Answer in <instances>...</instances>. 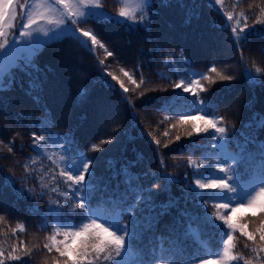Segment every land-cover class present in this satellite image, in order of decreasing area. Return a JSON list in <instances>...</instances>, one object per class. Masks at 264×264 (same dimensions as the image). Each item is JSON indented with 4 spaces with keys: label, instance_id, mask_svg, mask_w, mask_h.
I'll use <instances>...</instances> for the list:
<instances>
[{
    "label": "snow or ice",
    "instance_id": "obj_1",
    "mask_svg": "<svg viewBox=\"0 0 264 264\" xmlns=\"http://www.w3.org/2000/svg\"><path fill=\"white\" fill-rule=\"evenodd\" d=\"M116 2L119 7L112 16L103 10V0H0V93L11 91L18 83L24 89L26 82V94L39 103L46 76L37 58L44 47L63 38L73 39L94 55L98 49H102L105 59L116 55L94 29L81 27L82 24L87 25L92 21L99 25L104 21L114 20L127 24L130 29L133 26L150 28L155 19L153 0ZM240 2L241 0H236L233 10H227L225 0H209V3L220 6L219 10L223 11L230 24L235 44L242 49L247 46L249 36L255 31L254 25L264 26V18L256 16L254 25L250 27L248 15L244 11H235ZM167 3L168 0H162V6ZM260 3L264 4V0H260ZM260 12L264 14V7H261ZM179 55L183 57L184 54L181 52ZM105 59L97 56L101 66L105 65ZM243 61L241 50V62ZM163 63L175 62L169 57ZM253 67L254 72L250 68H244L245 76L252 85L264 87V79H260L264 76V69L255 67L254 64ZM120 72L136 86L133 91L140 89V97L148 92L168 91L167 87L146 86L149 82L142 73L137 81L123 67ZM17 73L23 74L26 80L21 81ZM106 75L116 81L124 93L129 92L125 81L118 75L111 71H106ZM191 77H181L169 85L174 95L164 102L162 111L173 115H165L161 123L174 120L171 127L184 129L186 137L210 133V140L215 141L210 147L215 151L205 150L200 159H188L187 165L193 169L194 179L184 181L179 197L171 192V184L175 180L171 174L151 173L153 177L165 180V183H153L151 188H146L141 176L134 174L130 166L121 167L117 173L123 178V190L119 184L115 187L102 185L95 176L93 160L73 150L71 137L59 134L37 135L35 132L31 134L37 155L29 157V162L23 165L24 171L29 175L33 172L42 173L35 177L39 180L41 189L48 188L50 192L59 193L66 202H71L49 201L50 205H56L55 208L50 207L48 213L54 215L55 224L52 225V233L46 237L48 243L43 247L49 253L55 249L59 257L63 258H54L55 264H239L240 261L243 264H264V256H260V253H264V141L258 139L259 132L264 130V114H257L245 125V128L255 129L252 134L242 131L240 136L243 139H237L235 135L229 134V126L224 123L225 117L215 114L213 101L201 96V93L209 91L204 82L212 85L217 80L232 81L235 76L225 74L213 65L207 73L191 72ZM104 83L114 87L108 80ZM177 89L182 91L176 92ZM86 93V88L78 91L81 97ZM183 93H188L194 99L190 100ZM125 99L129 104L132 103L130 98ZM40 126L48 130L47 117ZM163 135L168 137L170 134L165 131ZM148 136L157 147L161 145V139L151 131ZM180 139V134H177L175 140ZM111 142V138L102 140L99 144H92L90 150L101 151V145ZM49 144L59 151L49 153ZM233 144L236 147L234 152L229 150ZM6 147L8 152L13 151L12 142ZM164 147H168V144L165 143ZM73 155L75 159L72 158ZM42 156L51 161L59 172L56 173L53 168L45 171L42 164L39 169L33 168ZM160 163L166 167L163 160ZM109 166H112L111 162ZM245 176L248 178L245 179ZM58 177L67 186L66 191H61L56 183ZM49 183L55 186L49 188ZM27 191L34 193L35 189L28 188ZM161 193H167V200L157 203L155 197ZM44 194L46 193L42 191L41 195ZM17 195L23 198L24 190H19ZM181 200L184 201L183 206ZM189 201L194 207L202 208L203 215H197L189 209ZM66 208L72 218L79 217V223H74L72 218L65 215ZM173 208L177 215L173 217L171 224L165 225L167 235H157L156 226L160 218L170 215ZM209 208L212 209L211 212L208 211ZM39 212L38 208L33 209L34 214ZM238 213L258 218L259 226L254 231H249L248 223L241 222L243 217H238ZM3 219L0 216V220ZM48 226L47 215H43L39 227ZM221 227L227 229L219 241L221 248L211 251L210 241L205 236L209 229ZM17 228L21 232L25 230L22 222H18ZM237 232L246 238L244 247L253 254L252 257H245L234 251L237 248L234 234ZM58 236L63 239L58 240ZM189 240L198 246L199 251H188ZM16 250L13 246L6 256L4 249L0 247V264H5L6 259L20 260L21 256L14 254ZM29 252V249H24L25 255Z\"/></svg>",
    "mask_w": 264,
    "mask_h": 264
},
{
    "label": "trees",
    "instance_id": "obj_2",
    "mask_svg": "<svg viewBox=\"0 0 264 264\" xmlns=\"http://www.w3.org/2000/svg\"><path fill=\"white\" fill-rule=\"evenodd\" d=\"M103 2L104 10L115 14L119 7L116 0ZM153 2L155 19L150 28L133 26L130 29L127 24L114 20L104 21L99 25L89 21L87 25H81L94 29L109 50L116 53L114 57L105 59L102 49H98L94 55L71 38H63L44 47L37 58L46 76L39 103L26 94V82L24 89L18 83L11 91L0 93V141H3L0 144V216L4 217L0 220V247L7 256L15 246L17 250L14 254L21 256L20 260L6 259L5 264H55L54 258L63 260L55 249L49 253L43 247L48 243L46 237L52 233V225L55 224L54 215L48 213L50 207L55 208L56 205H50L49 201L71 202H66L59 193L50 192L48 188L42 190L39 180L35 178L42 173L33 172L29 175L24 171L23 165L29 162V157L37 155L31 136L33 132L37 135L59 134L71 137L73 150L93 160L95 176L102 185L115 187L119 184L123 190V178L117 173L121 167L130 166L134 174L141 176L146 188H151L153 183H165V180L155 178L151 173L171 174L175 177L171 192L179 197L184 181L194 179L193 169L187 165L188 159L198 160L205 150L215 151L210 147L215 141L210 140V133L186 137L184 129L171 127L174 120L161 123L165 115H173L162 111L163 104L174 95L169 87L172 82L181 77L192 78L191 72L207 73L213 65L225 74L234 75L235 79L217 80L212 85L204 82L209 91L201 93V96L213 101L217 116L225 117L224 123L229 126L230 135L242 140V131L249 135L255 131L254 128H245V125L257 114H264V87L252 85L244 74V68H250L254 72V64L255 67L264 69V26L254 25L256 16L264 18V14L260 12L264 4L260 0H241L235 7L236 12L244 11L248 15L249 25H254L255 29L249 36L247 46L241 49L233 40L227 18L219 10L220 6L209 3V0H168L167 5L163 6L162 0ZM235 3L236 0H225V8L233 10ZM181 52L183 57L179 55ZM97 56L105 59L104 66L98 63ZM169 57L175 63L164 64L163 61ZM121 67L132 73L137 81L142 73L149 82L146 86L167 87L168 91L148 92L140 97V89L133 91L136 86L120 72ZM105 68L125 81L128 93H124L119 84L106 75ZM17 75L21 81L26 80L23 74ZM211 75L215 78L214 73ZM260 79H264V76ZM105 80L110 81L114 87L105 84ZM83 88L87 89V93L81 97L78 91ZM183 95L190 100L194 99L188 93ZM125 97L130 98L132 103L129 104ZM45 117L49 124L48 130L40 126ZM150 131L161 139L159 147L148 136ZM165 131L169 132L168 137L163 135ZM177 134L181 136L179 141L175 140ZM109 138L112 142L101 145V151L90 150L92 144H99ZM258 139L264 141V130L259 132ZM9 142H12V152H8L6 147ZM165 143L168 147H164ZM47 147L49 153L59 151L52 144ZM250 148L255 150L254 146L250 145ZM229 150L236 151L235 145H231ZM72 158L76 157L73 155ZM161 160L166 167L161 165ZM41 164L45 171L53 168L56 173L59 172L44 156L32 167L39 169ZM56 183L61 191L67 190L62 178L58 177ZM52 186L55 185L49 183V188ZM28 188L35 189V192L29 193ZM21 189L24 190L23 198L17 195ZM42 191L46 194L41 195ZM155 200L157 203L166 201L167 193H161ZM183 204L184 201L181 200V206ZM34 208H38L40 212L34 214ZM188 208L197 215H203L204 210L194 207L191 201ZM208 211L211 212L212 209L209 208ZM170 212V215L160 218L156 226L157 235H167L165 225L171 224L173 217L177 215L175 208ZM64 213L72 218L67 208ZM43 215H47V228L39 227ZM237 216L243 217L241 222L248 223L249 231H254L259 226L258 218L251 217L250 214L245 216L244 213H238ZM72 219L74 223H79L78 216ZM212 219L215 220V217ZM18 222L24 224V231L17 228ZM216 223L221 224L219 221ZM224 231L227 229L223 227L209 229L205 239L210 241L211 251L221 248L219 241ZM234 238H237V248L234 251L245 257H252L253 254L244 247L246 238L241 237L238 232L234 234ZM57 239L63 237L58 236ZM248 243L251 245V242ZM187 247L190 253L199 251L191 240L187 241ZM25 248L30 250L27 255L24 254ZM260 256H264V253H260ZM239 264H243V261Z\"/></svg>",
    "mask_w": 264,
    "mask_h": 264
},
{
    "label": "rangeland",
    "instance_id": "obj_3",
    "mask_svg": "<svg viewBox=\"0 0 264 264\" xmlns=\"http://www.w3.org/2000/svg\"><path fill=\"white\" fill-rule=\"evenodd\" d=\"M215 5V4H214ZM104 10V9H103ZM105 11V10H104ZM106 12V11H105ZM108 13V12H107ZM110 15H112V16H114L115 14H110ZM226 22H227V24L229 25V27H230V24H229V22L226 20Z\"/></svg>",
    "mask_w": 264,
    "mask_h": 264
}]
</instances>
